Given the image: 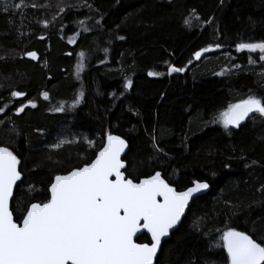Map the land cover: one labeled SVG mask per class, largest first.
Listing matches in <instances>:
<instances>
[{
	"label": "trees",
	"instance_id": "1",
	"mask_svg": "<svg viewBox=\"0 0 264 264\" xmlns=\"http://www.w3.org/2000/svg\"><path fill=\"white\" fill-rule=\"evenodd\" d=\"M9 5V12L0 7L5 109L0 145L8 146L24 169L25 183L12 201L17 222V203L22 209L44 199L29 192L31 186L46 189L55 175L91 162L111 133L130 145L126 175L135 182L159 171L178 190L193 181L211 186L163 244L156 264H229L226 250L216 247L228 227L257 242L264 238V117L227 130L213 119L249 95L264 97L259 52L236 50L239 42L264 40V0H14ZM193 9L199 20L191 16ZM190 17V28L185 27ZM80 20L91 30L78 27ZM205 47L213 50L196 60L195 52ZM28 52H36L37 59ZM80 52L86 59L78 73ZM169 65L185 71L168 75ZM150 71L164 75L149 76ZM13 91L27 93L23 103L33 100L37 107L17 115L21 100L10 95ZM61 105L65 110L56 111ZM63 137L72 143L56 149ZM153 137L163 152L154 148Z\"/></svg>",
	"mask_w": 264,
	"mask_h": 264
},
{
	"label": "snow or ice",
	"instance_id": "2",
	"mask_svg": "<svg viewBox=\"0 0 264 264\" xmlns=\"http://www.w3.org/2000/svg\"><path fill=\"white\" fill-rule=\"evenodd\" d=\"M30 6L38 7L34 3ZM0 7L9 12L13 6L8 0H0ZM14 7L19 9L21 4ZM191 16L200 19L195 9ZM190 21L191 17L185 19V27L190 28ZM44 26L47 27V23ZM77 26H83L85 32L91 30L86 20L78 21ZM68 42L75 43L72 39ZM215 47L218 49L221 45L217 43ZM212 50L205 47L195 52V59L200 60ZM236 50L259 52V60L264 61V40L239 42ZM27 56L37 59L36 52H28ZM79 57L78 73L84 70L86 54L80 52ZM249 63L254 64L255 60L249 58ZM183 71L184 68L169 65L167 74ZM147 74L164 75L155 71ZM224 74L223 71L219 73ZM132 86L129 79L125 87L130 89ZM10 95L21 100L17 115L26 108L37 107L33 100L23 103L21 98L27 95L25 92L13 91ZM42 96L45 101L49 100L48 92H43ZM83 96L81 92L79 99ZM55 110L63 112L65 109L61 105ZM4 111L0 107V114ZM253 113L264 117V97L249 95L213 119L227 130L229 127L240 128ZM71 143L62 139L54 147L60 149ZM153 146L163 152L155 143V137ZM127 147L125 139L109 133L106 143L91 162L67 174L55 175L46 189L37 190L31 186L29 192H38L44 199L26 203L22 209L17 203L16 210L20 212L17 222L12 201L14 190L19 193L25 183L24 169L21 159L8 146H0V264H155L162 241L181 224L189 202L210 185L193 181L192 187L177 191L159 171L134 182L125 175L127 166L121 159ZM145 230L151 234L150 243H137V233ZM216 247L226 250L229 264H264V238L257 242L252 235L233 227L222 231Z\"/></svg>",
	"mask_w": 264,
	"mask_h": 264
},
{
	"label": "water",
	"instance_id": "3",
	"mask_svg": "<svg viewBox=\"0 0 264 264\" xmlns=\"http://www.w3.org/2000/svg\"><path fill=\"white\" fill-rule=\"evenodd\" d=\"M258 115H259V114H257V113H253V114H251V116L249 117V119L245 120V121L241 124L240 128L243 127V126H245V125H246V124H247L252 118H254V117L258 116ZM231 128H232V129H240V128H234V127H231ZM121 138H122V137H121ZM123 139H124V138H123ZM106 141H107V138H106L104 144L106 143ZM126 142H127V141H126ZM127 144H128V147L125 149L124 153H123L122 156H121V159H122L125 163H126V161L124 160V158L127 156V154L129 153V150H130V145H129L128 142H127ZM0 146H1V145H0ZM126 166H127V163H126ZM125 175H126V173H125ZM126 176H127V175H126ZM162 177H163V176H162ZM142 180H143V179H142ZM134 182H135V181H134ZM201 182H205V181H201ZM207 183H208V182H207ZM18 184H19V182H18ZM209 185H210V184H209ZM210 190H211V186L209 187V189L204 190V191H202L201 193L197 194V196L193 197V200H191V201L189 202V207L185 210V216L182 217L181 224H182L183 220L185 219V217L187 216V214H188V212H189V209H190L192 203H193L196 199H198V198H200V197H202V196L208 194V193L210 192ZM14 194H15V190H14ZM14 218H15V216H14ZM181 224L177 226V229H173V230H172V232H171V234H170L169 237H165V238H164V240L162 241V246H163V244H164L166 241H168L169 239H171L172 235H173V234L179 229V227L181 226ZM143 234H146V235L151 239V234H150V233H147L146 230H145V231H143V232H141V233H137V237L135 238V239H136V242H137V240H138ZM161 249H162V247H161ZM160 252H161V250L158 252V254H157V258H158V256H159ZM157 258H156L155 264H156V262H157Z\"/></svg>",
	"mask_w": 264,
	"mask_h": 264
},
{
	"label": "flooded vegetation",
	"instance_id": "4",
	"mask_svg": "<svg viewBox=\"0 0 264 264\" xmlns=\"http://www.w3.org/2000/svg\"><path fill=\"white\" fill-rule=\"evenodd\" d=\"M163 178L171 185V186H173V187H175L176 188V190L177 191H183V190H178V188L176 187V186H174L173 184H171L164 176H163ZM201 182V181H200ZM193 186V185H192ZM192 186H190V187H192ZM184 190H186V189H184ZM144 235H146V234H143L138 240H137V243H150V241H151V239L149 238V242H140L139 240L144 236Z\"/></svg>",
	"mask_w": 264,
	"mask_h": 264
},
{
	"label": "rangeland",
	"instance_id": "5",
	"mask_svg": "<svg viewBox=\"0 0 264 264\" xmlns=\"http://www.w3.org/2000/svg\"><path fill=\"white\" fill-rule=\"evenodd\" d=\"M12 1H14V0H8L9 3L12 2ZM64 1L70 4V3L73 2L74 0H64ZM245 51H247V50H245ZM206 53H208V52H206ZM206 53H205V54H206ZM205 54H204V55H205ZM204 55H203V56H204ZM203 56H202V57H203ZM202 57H201V58H202ZM62 139H67V140H68L67 137H63ZM62 139H61V140H62Z\"/></svg>",
	"mask_w": 264,
	"mask_h": 264
}]
</instances>
